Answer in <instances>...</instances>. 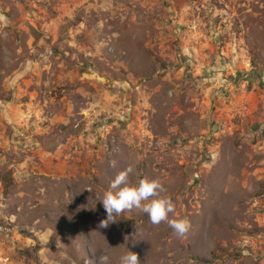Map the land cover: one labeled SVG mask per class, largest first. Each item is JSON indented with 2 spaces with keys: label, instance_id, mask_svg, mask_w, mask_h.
Returning <instances> with one entry per match:
<instances>
[{
  "label": "rangeland",
  "instance_id": "374dc122",
  "mask_svg": "<svg viewBox=\"0 0 264 264\" xmlns=\"http://www.w3.org/2000/svg\"><path fill=\"white\" fill-rule=\"evenodd\" d=\"M128 167L183 237L137 209L100 227ZM129 251L264 264V0H0V264Z\"/></svg>",
  "mask_w": 264,
  "mask_h": 264
},
{
  "label": "clouds",
  "instance_id": "9594fccd",
  "mask_svg": "<svg viewBox=\"0 0 264 264\" xmlns=\"http://www.w3.org/2000/svg\"><path fill=\"white\" fill-rule=\"evenodd\" d=\"M111 166L115 167L116 162L112 161ZM132 171L131 167L120 171L104 192L101 202L107 219L101 222L100 227H107L106 221L115 222V218L126 210L137 209L147 214L152 224L167 222L177 236L183 237L189 223L186 219H169V215L175 211V205L170 198L160 196L164 191L160 181L144 178L135 185L130 184L129 174ZM108 261L107 255L100 257V264H108ZM120 264H139L138 256L129 251L120 257Z\"/></svg>",
  "mask_w": 264,
  "mask_h": 264
}]
</instances>
